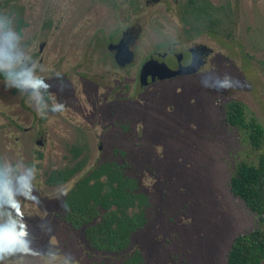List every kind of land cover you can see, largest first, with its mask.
Segmentation results:
<instances>
[{
  "label": "rangeland",
  "instance_id": "374dc122",
  "mask_svg": "<svg viewBox=\"0 0 264 264\" xmlns=\"http://www.w3.org/2000/svg\"><path fill=\"white\" fill-rule=\"evenodd\" d=\"M138 1L130 13L108 0H0V69L15 73L0 79V189L18 193L21 178L35 188L28 200L16 196L30 251L0 264H127L68 220L74 179L107 161L144 194L127 248L135 264H225L233 237L258 226L228 182L264 150V0H200L194 11L187 0ZM125 26L140 28L132 64L99 63L90 51ZM172 42L212 51L193 74L139 86L140 63ZM40 77L42 92L23 84ZM230 101L262 128L258 148L227 122ZM56 171L69 176L51 183ZM10 215L0 192V222Z\"/></svg>",
  "mask_w": 264,
  "mask_h": 264
},
{
  "label": "trees",
  "instance_id": "16d2710c",
  "mask_svg": "<svg viewBox=\"0 0 264 264\" xmlns=\"http://www.w3.org/2000/svg\"><path fill=\"white\" fill-rule=\"evenodd\" d=\"M4 73H1L3 76ZM227 122L231 126L246 131L247 139L252 147L258 148L263 138L262 128L253 121H245L242 114V107L236 101H230L227 105ZM104 172L108 175L110 183L99 198V182L90 183L87 186L88 194L79 204L84 213L91 219L94 217L93 205L96 202H103L108 208L113 206L117 210L109 209L100 218V221L89 230L92 244L107 250H121L126 245L129 233L138 225L141 215H127L124 209L129 206L133 199L129 194L133 185L136 194V201H144L139 186L134 180L127 177L122 168L118 172V180L112 186V172L106 166L98 167L92 175H100ZM91 175V174H90ZM88 182V179H85ZM230 193L238 197L244 205L255 214L258 226L247 232L237 234L233 237L225 257V264H263L264 263V150L259 154L255 165L239 163L228 182ZM76 210V208H75ZM79 218V217H78ZM88 219V220H90ZM101 223V224H100Z\"/></svg>",
  "mask_w": 264,
  "mask_h": 264
},
{
  "label": "flooded vegetation",
  "instance_id": "af4514ba",
  "mask_svg": "<svg viewBox=\"0 0 264 264\" xmlns=\"http://www.w3.org/2000/svg\"><path fill=\"white\" fill-rule=\"evenodd\" d=\"M108 1L114 7L123 6V5L126 6L129 9L130 13L134 12L139 6L138 0H108ZM148 1L156 3L158 0H144V3L147 4ZM199 2H200V0H187V3H186L187 8L194 11V8H196V5H199ZM18 23H20V19H18ZM55 28H57V27H55ZM139 30H140L139 27L133 28L131 26H125L123 29H121V31L118 34V37L115 40L112 38H106L107 42L105 44V48L99 47L97 49V51H90V52H94V53L96 52L97 53L98 51H100V56L98 57L99 63L102 64L105 62L111 68L124 69L125 67L130 66L133 62L134 52L131 49V44H132V41H134L136 39L137 33L139 32ZM42 45H43V43H42ZM42 45L39 46V50L41 49ZM174 46H176L175 42L167 43L165 45L164 50H162L161 52L158 51L159 48L158 49L155 48V49L150 51V53L140 63V65L138 67L137 82H138L139 86H145L148 83H152L155 81L167 80V79H171L174 77L183 76V74L182 75H173V76L161 78V79L156 77L152 81L148 80L145 85H140L139 80H138V74H139L141 66L146 62H149L150 65L152 63V66H151L152 68L159 66L158 64H164L166 67H169L171 69H176L179 65L185 66L188 63H190L192 57L196 55L197 51H204V52H200V54H199L200 62H199V66L196 70V71H198L199 68L202 65H204V63L206 61V57L212 51L211 48L207 47L204 44H192L190 46H186V47H183V48L177 49V50H175L173 48ZM124 50H127L131 53L130 58L127 62H125L123 60V55H121V53ZM153 61L155 63H153ZM1 73H4V75L1 76ZM185 75H190V74H185ZM14 76H15L14 72L0 69V79H8V78H12ZM39 141H40L39 138H37L36 143H38ZM97 148L99 149L100 145H98ZM104 166H106L107 169H109L112 172L113 175H112L111 185L115 186V183L118 180L119 169L122 168L120 163L115 162V161L101 162V163L97 164L96 166L90 167L89 169H87L86 171H84L83 173L78 175L74 179L73 184H72V185H75V184L78 185V192L73 197H68L66 199V205H67L68 211H69L68 212V220L71 222L73 227H80V226L84 227L83 228L84 236L92 248L118 254V255L123 257L122 259H126V258L130 259L129 262H127V264H135V261L138 258L137 253L132 252V254H130V253H128L127 248H128V244H129L130 235L140 226V224L142 222L143 214L141 215V213H143L142 209L144 208L145 201H143L142 203L136 201L137 192H135L133 185H131L130 191H129V194L131 195L133 202L129 206H127L124 209V211L127 215H135L136 213H139L141 215V217L139 219L138 225L135 226V228L129 233V235L127 237L126 245L124 246V248L121 250H116V251L114 250L113 251V250H107V249H104L101 247L94 246L92 244L91 236L88 235V231L89 230L93 231L91 229V227L95 226L100 221V219H101L100 217L103 214H105L109 209H112V210L116 209L113 206H109L108 208H105L103 206V202H101V203L96 202V203L92 204L90 201L89 205H93V211H94V213H93L94 217L90 219L88 217V215L86 213H84L83 209L79 205L82 203L83 198L88 194L87 190L84 191V189H87L88 184L94 183V182L100 183L99 184L100 188L98 191L99 198L103 195V192H105V189L108 187L107 184L110 183L108 175L105 174L104 172H102V174L97 175V176L92 175V173H95V171L98 170V167H104ZM68 176H69V173H67V172L56 171L55 173H53L50 176L49 180L51 183L63 182L67 179ZM85 179H88V182ZM131 181L133 183L134 179H132ZM142 196L144 197L143 193H142ZM75 208H76V210H75ZM116 210H117L116 212L118 214V209H116ZM88 219H90V220H88Z\"/></svg>",
  "mask_w": 264,
  "mask_h": 264
},
{
  "label": "clouds",
  "instance_id": "9594fccd",
  "mask_svg": "<svg viewBox=\"0 0 264 264\" xmlns=\"http://www.w3.org/2000/svg\"><path fill=\"white\" fill-rule=\"evenodd\" d=\"M11 35V34H9ZM5 37L0 36V39ZM44 79L25 80L23 84L28 87H37L42 92V84ZM9 87H12L8 85ZM52 111H59L58 106H53ZM34 181L21 178L20 191L14 192L11 188L0 189L7 195V205L14 215H10L6 223L0 222V261H4L6 257H14L20 253L30 251L28 241L30 239V230L27 224V217L24 212V207L21 206V201L16 199L17 195L23 197V200L31 198L35 192L33 187ZM64 264H70V261L65 259Z\"/></svg>",
  "mask_w": 264,
  "mask_h": 264
},
{
  "label": "water",
  "instance_id": "95a60500",
  "mask_svg": "<svg viewBox=\"0 0 264 264\" xmlns=\"http://www.w3.org/2000/svg\"><path fill=\"white\" fill-rule=\"evenodd\" d=\"M200 52H204V51H197L196 55L192 57L190 63H188L185 66H178L176 69H171L169 67H166L164 64H158L159 66L156 67H151L152 63L150 65L149 62L144 63L139 71L138 74V80H139V84L140 85H145L147 83V81H152L154 80L156 77L161 79V78H166V77H170L173 75H185V74H192L194 73L198 66H199V54ZM130 52L127 50H124L121 55H123V60L125 62H127L130 58ZM123 62V61H122ZM153 63H155L153 61Z\"/></svg>",
  "mask_w": 264,
  "mask_h": 264
}]
</instances>
